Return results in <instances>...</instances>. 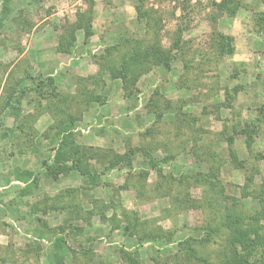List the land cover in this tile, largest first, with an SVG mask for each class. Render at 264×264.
I'll use <instances>...</instances> for the list:
<instances>
[{"label": "rangeland", "instance_id": "1", "mask_svg": "<svg viewBox=\"0 0 264 264\" xmlns=\"http://www.w3.org/2000/svg\"><path fill=\"white\" fill-rule=\"evenodd\" d=\"M138 1L9 0L0 29V264H53L58 234L70 247L63 264H134L129 256L135 264H183L176 243L142 245L140 236L162 227L179 240L194 227L219 225L224 198L235 199L249 216L264 211L259 156L264 152V1L241 0L230 15L219 12L214 3L220 0H145V9L162 17L164 47H171L182 29L183 57L172 69L154 66L141 75L126 97L121 79L112 78L103 58L122 37L144 43L152 36L147 20L138 16ZM4 3L0 0V16ZM81 17L92 21L94 33L87 41L84 30L75 29ZM74 29L70 50H60ZM216 32L231 38L232 54L214 53L210 39ZM29 68L39 80L54 77L56 89L31 88L15 112L9 95L14 86L27 84L21 79ZM69 114L76 118L73 132L80 147L122 157L132 147L133 168L125 162L108 168L109 160L95 155L90 164L99 179L93 185L77 170L47 177L42 163L52 161L59 126ZM247 124L258 126L250 143L242 132ZM143 149H150L156 168ZM213 165L220 168L226 196H211L209 203L201 200L203 185L189 179L179 187L160 176L207 172ZM28 171L33 174L21 178ZM166 182L172 195L182 188L193 201L172 203ZM222 238L204 252L221 248Z\"/></svg>", "mask_w": 264, "mask_h": 264}, {"label": "trees", "instance_id": "2", "mask_svg": "<svg viewBox=\"0 0 264 264\" xmlns=\"http://www.w3.org/2000/svg\"><path fill=\"white\" fill-rule=\"evenodd\" d=\"M8 4L9 0H5L4 6L6 7V12L0 16V29L3 26L2 20L6 16L7 10H10L7 9ZM214 4L220 13L234 15L241 7L242 3L241 0H220L218 2L215 1ZM136 9L138 16L147 20L149 25L148 31L151 33L152 30V36L144 40V43L132 38L125 39L122 37L121 42L106 48L103 58L105 69L111 72L112 78L121 79L126 97L130 96L131 92L133 93L132 89L135 87L141 75L149 73L154 66H163L172 69L174 62L180 59V56H182L181 54H183V31L181 28H179L177 37L174 39L172 46L166 48L162 45L160 38L162 17L160 15L156 16L153 10H146L145 0H139ZM261 20L262 24H264V15H262ZM75 29L84 30L86 41L94 33L92 21L88 18L81 17L76 23ZM75 29L70 32L71 39L69 43L65 44V42H62L60 44V50H70V46L76 39ZM147 42L149 43L145 44ZM210 44L214 53L219 57L232 54L235 51L231 38L222 33L216 32L214 36L211 37ZM114 50H118V57L114 55ZM188 65L189 63L186 61L185 66L188 67ZM24 76L25 77L21 80L26 81L27 84H24L22 87L14 86L7 102L15 112L18 111L19 104L24 98L25 93L31 88L34 90L56 89L55 79L52 76H47L46 79L39 80L32 75L31 68L26 70ZM18 84L19 82L16 83V85ZM235 91H237V88H235ZM92 98V100H98L99 97L93 96ZM158 99L159 98L155 97L152 98L154 106H158ZM12 100L16 101V103H13ZM260 111L264 117V107H261ZM67 118L70 120L66 121V125L62 127L59 126L57 134L58 136L61 135V140L57 145H54L52 149L54 151L52 161L50 162V160L44 159L42 163L47 177L58 179L61 176L69 174L73 170H77L88 180V183L93 185L97 183L99 179L97 168L90 164V159L95 155L98 156L96 158L98 161L101 160L106 163L107 160H109L110 163L108 168L116 167L115 164L119 162H125L126 167L130 169L133 168L132 161L136 155V149L130 147L126 157H122L115 154L113 151L105 152L102 149L92 148L90 146L80 147V145L76 143V135L73 132V125L76 118L71 114H69ZM257 130V125L252 128L248 124L246 128L242 130V132L248 136V143L251 142L252 136ZM229 141L233 143V137H231ZM143 150L146 152L145 149ZM150 153L152 154L149 149L146 155ZM151 154L149 155V165L151 168H156L158 165L156 166L153 163ZM259 156L264 158V152H260ZM111 157L113 158L111 159ZM117 168L120 169L123 167ZM148 172L144 173V179H146ZM219 172L220 168L213 165L210 166L207 172L198 171L193 174L179 175L169 174V176L162 175V173L160 176H163L166 180L170 179L172 184L177 183L179 187H181V185H187L189 179L194 183L203 185L205 190L201 200L209 203L215 196L220 198L226 196L225 188L222 186L219 179ZM32 174L33 173L30 171L24 172L21 178L26 180ZM160 186L162 187L163 183ZM165 191H167V195L170 196L172 203H174V200H178L180 203H190L193 201L190 193H184L182 188L176 189L175 193L177 194L172 195L174 189L168 184ZM181 194L187 196L181 198ZM211 196L212 198H210ZM224 199L226 200V205L219 225H213L211 222H208L205 227H194L189 235L179 240L176 239V234L173 230H165L162 227H157L156 229L151 228L149 232H145L140 236V244L143 245L145 241L163 242L164 244L176 243L179 252L177 257L183 264H264V223H262L264 211L249 216L245 211L240 209V203L235 199H231L229 202L226 198ZM137 224L139 225V222L135 223L133 227L134 232L137 229ZM63 231L62 229V232ZM219 236L224 237L220 244L221 248L211 253L204 252V248L209 244L218 242L216 238ZM69 249L70 247L64 235L58 234L53 241L50 253L53 264H63L66 252ZM88 251L89 250L86 249L84 251L85 254H87ZM213 256L214 258L211 259ZM128 258L132 260L134 264L136 263L132 257L129 256Z\"/></svg>", "mask_w": 264, "mask_h": 264}]
</instances>
